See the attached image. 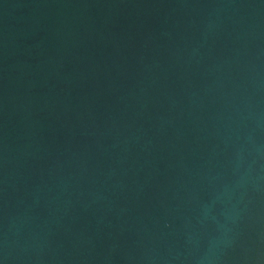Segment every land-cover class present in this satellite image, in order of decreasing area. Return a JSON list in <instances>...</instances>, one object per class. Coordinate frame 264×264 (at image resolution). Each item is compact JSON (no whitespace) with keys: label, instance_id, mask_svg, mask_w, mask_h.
<instances>
[{"label":"water","instance_id":"water-1","mask_svg":"<svg viewBox=\"0 0 264 264\" xmlns=\"http://www.w3.org/2000/svg\"><path fill=\"white\" fill-rule=\"evenodd\" d=\"M0 264H264V0H0Z\"/></svg>","mask_w":264,"mask_h":264}]
</instances>
